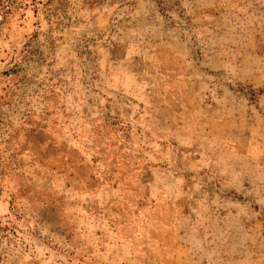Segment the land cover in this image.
<instances>
[{
	"label": "rangeland",
	"instance_id": "rangeland-1",
	"mask_svg": "<svg viewBox=\"0 0 264 264\" xmlns=\"http://www.w3.org/2000/svg\"><path fill=\"white\" fill-rule=\"evenodd\" d=\"M0 264H264V0H0Z\"/></svg>",
	"mask_w": 264,
	"mask_h": 264
}]
</instances>
